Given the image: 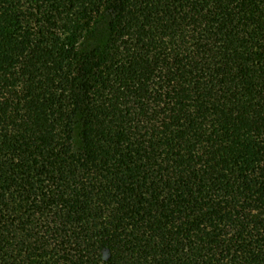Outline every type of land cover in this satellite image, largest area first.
<instances>
[{"label":"trees","instance_id":"16d2710c","mask_svg":"<svg viewBox=\"0 0 264 264\" xmlns=\"http://www.w3.org/2000/svg\"><path fill=\"white\" fill-rule=\"evenodd\" d=\"M0 264H264V0H0Z\"/></svg>","mask_w":264,"mask_h":264},{"label":"rangeland","instance_id":"374dc122","mask_svg":"<svg viewBox=\"0 0 264 264\" xmlns=\"http://www.w3.org/2000/svg\"><path fill=\"white\" fill-rule=\"evenodd\" d=\"M104 23L103 22H99L96 26V31L98 34H100V37L104 35ZM95 39L89 38L88 36H86L83 40H81V42L79 43V48L81 50L87 49L89 46H91L93 44ZM74 147L75 149H77L80 145V138H79V129L76 128L75 132H74Z\"/></svg>","mask_w":264,"mask_h":264}]
</instances>
